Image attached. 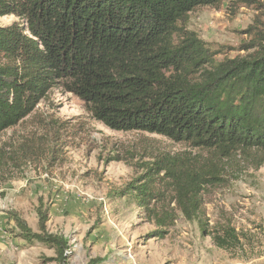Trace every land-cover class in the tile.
Here are the masks:
<instances>
[{"label": "trees", "instance_id": "1", "mask_svg": "<svg viewBox=\"0 0 264 264\" xmlns=\"http://www.w3.org/2000/svg\"><path fill=\"white\" fill-rule=\"evenodd\" d=\"M224 0H0V134L20 124L53 88L79 97L92 116L116 131L158 134L220 156L264 150V30L246 32L253 52L223 57L187 27L190 13ZM250 0H229L230 5ZM3 158V156L1 155ZM29 161L32 155L25 153ZM163 154L118 192L137 205L165 238L180 213L219 248L241 245L231 223L213 227L204 193L217 166L194 167ZM38 230L22 214L9 220L26 244L54 250L47 261L68 264L69 239L47 228L39 199ZM101 256L86 264H100Z\"/></svg>", "mask_w": 264, "mask_h": 264}, {"label": "rangeland", "instance_id": "2", "mask_svg": "<svg viewBox=\"0 0 264 264\" xmlns=\"http://www.w3.org/2000/svg\"><path fill=\"white\" fill-rule=\"evenodd\" d=\"M15 15L0 17L9 25ZM256 22L264 30V0L238 6L224 0L190 13L187 27L223 57L245 56ZM33 157L29 161L25 153ZM163 154L188 159L200 169L217 166L216 185L204 193L210 225L231 223L242 236L237 248L215 245L196 221L178 213L175 225L160 239L150 232L134 192H118L144 173V165ZM3 156V158L1 157ZM49 209L47 228L69 239L68 264H264V150L220 156L168 137L116 131L96 120L83 101L53 88L20 124L0 134V264H57L46 244L29 245L11 232L8 210L19 211L38 230L39 199Z\"/></svg>", "mask_w": 264, "mask_h": 264}, {"label": "crops", "instance_id": "3", "mask_svg": "<svg viewBox=\"0 0 264 264\" xmlns=\"http://www.w3.org/2000/svg\"><path fill=\"white\" fill-rule=\"evenodd\" d=\"M4 237L0 238V248H4Z\"/></svg>", "mask_w": 264, "mask_h": 264}]
</instances>
